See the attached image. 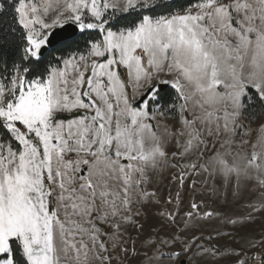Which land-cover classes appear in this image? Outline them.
<instances>
[{
  "label": "snow or ice",
  "instance_id": "snow-or-ice-1",
  "mask_svg": "<svg viewBox=\"0 0 264 264\" xmlns=\"http://www.w3.org/2000/svg\"><path fill=\"white\" fill-rule=\"evenodd\" d=\"M0 264H264V0H0Z\"/></svg>",
  "mask_w": 264,
  "mask_h": 264
},
{
  "label": "trees",
  "instance_id": "trees-1",
  "mask_svg": "<svg viewBox=\"0 0 264 264\" xmlns=\"http://www.w3.org/2000/svg\"><path fill=\"white\" fill-rule=\"evenodd\" d=\"M178 5H183L186 3V0H176Z\"/></svg>",
  "mask_w": 264,
  "mask_h": 264
},
{
  "label": "rangeland",
  "instance_id": "rangeland-1",
  "mask_svg": "<svg viewBox=\"0 0 264 264\" xmlns=\"http://www.w3.org/2000/svg\"><path fill=\"white\" fill-rule=\"evenodd\" d=\"M256 110L259 111V108H257Z\"/></svg>",
  "mask_w": 264,
  "mask_h": 264
}]
</instances>
